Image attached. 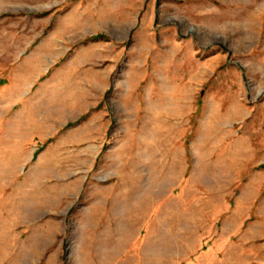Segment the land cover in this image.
Listing matches in <instances>:
<instances>
[{
	"label": "rangeland",
	"instance_id": "1",
	"mask_svg": "<svg viewBox=\"0 0 264 264\" xmlns=\"http://www.w3.org/2000/svg\"><path fill=\"white\" fill-rule=\"evenodd\" d=\"M0 264H264V0H0Z\"/></svg>",
	"mask_w": 264,
	"mask_h": 264
}]
</instances>
